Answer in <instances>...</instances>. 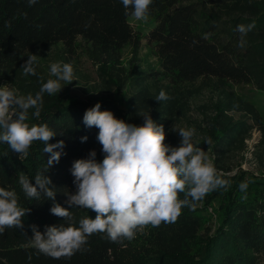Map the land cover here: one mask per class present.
<instances>
[{
    "label": "trees",
    "instance_id": "trees-1",
    "mask_svg": "<svg viewBox=\"0 0 264 264\" xmlns=\"http://www.w3.org/2000/svg\"><path fill=\"white\" fill-rule=\"evenodd\" d=\"M203 1L152 0L149 19L153 27L140 36L129 24L131 9L126 15L121 0H37L31 6L28 0H0V72L21 68L26 53L46 51L57 44H62L66 53H74L77 38L88 43L104 62L119 59L125 47L137 49L145 39L158 69L134 75L137 84L165 80L180 85L207 77L264 91V0H211L215 11H207ZM252 22L255 28L244 37L246 43L241 48L237 26ZM53 96L43 104L40 118L29 114L27 122L52 128L57 135L49 143L65 142L59 163L44 173L57 192L55 201L43 194L39 200L27 198L18 180L23 173L35 185L36 174L43 171L49 158L43 151L44 142L34 141L23 161L8 144L0 142V187L15 191L19 206L30 209L22 218V229L6 228L0 234V264H260V255L264 254V176L243 172L228 175L221 166H216L217 174L229 181V187L210 191L195 202L194 208L184 207L175 222L144 228L164 245L153 247V254L134 252L127 257L125 249L131 241L113 243L105 233L89 236L70 258L53 259L32 247L33 225L41 233L48 226H69L68 220L53 215L50 209L54 203L69 207L65 193L76 192L73 163L89 158L90 151L102 147L97 140L99 129L88 128L83 122L85 112L100 103L101 111H111L129 124H143L133 122L131 104L125 105L124 112L112 101L89 104ZM250 115L260 122L259 115ZM217 119L206 134V144L217 156H224L236 143L241 145L250 126ZM157 125L167 127L165 120ZM85 136L87 141L81 142ZM103 158L96 156L97 162ZM242 181H248L243 192L239 188ZM179 196L183 199L184 193ZM70 211L77 227L80 219L96 216L84 208ZM214 215L216 225L209 233L205 224ZM200 230H205L204 234H199Z\"/></svg>",
    "mask_w": 264,
    "mask_h": 264
},
{
    "label": "clouds",
    "instance_id": "clouds-1",
    "mask_svg": "<svg viewBox=\"0 0 264 264\" xmlns=\"http://www.w3.org/2000/svg\"><path fill=\"white\" fill-rule=\"evenodd\" d=\"M28 2L31 6L37 0ZM121 3L126 15L131 9L130 15L135 20H148L152 0H121ZM253 28L255 22L237 26L241 34L239 47L245 46L244 37ZM36 63L37 55H30L22 66L26 76L37 74ZM50 75L56 79L43 83L35 96L19 95L7 85L0 87V142L8 144L22 161L34 141L44 142L43 151L49 158L43 171L36 174L35 185L23 173L18 180L27 198L39 200L43 194L55 201L57 192L51 178L44 173L59 163L65 142L49 143L57 135L52 128L27 122L29 109H34L33 115L40 118L45 93H59L61 81L67 84L73 81L74 69L71 64L53 63ZM167 99L163 90L156 97L158 101ZM83 122L88 128L99 129L97 140L102 145L104 158L97 162V153L92 150L89 158L73 163L71 174L75 178L76 192L65 193L69 207L54 203L50 209L53 215L68 220L69 226H48L45 233L32 226L31 246L46 256L70 258L95 233H105L106 239L123 245L124 240H133L138 230L175 222L184 207L194 208L195 202L210 191L229 187V181L217 174L209 155L193 145L194 129L174 128L182 141L179 147H172L165 143L163 125H157L151 115H144V123L137 126L116 118L111 111H101L100 103L85 112ZM87 139V136L82 137L81 142ZM58 148L61 151H56ZM247 186L248 181H242L239 188L243 192ZM180 193H184L183 199ZM70 208L88 209L96 216L80 219L77 227ZM29 211L19 206L15 191L0 187V234L6 228L22 229V218Z\"/></svg>",
    "mask_w": 264,
    "mask_h": 264
},
{
    "label": "rangeland",
    "instance_id": "rangeland-1",
    "mask_svg": "<svg viewBox=\"0 0 264 264\" xmlns=\"http://www.w3.org/2000/svg\"><path fill=\"white\" fill-rule=\"evenodd\" d=\"M202 4L207 11L216 10L211 0H204ZM128 20L132 29L140 36H145L153 27L149 18L147 21H137L130 16ZM32 54L37 55V74L26 76L22 67L4 70L0 72V87L7 85L16 89L19 95L35 96L43 83L48 79H56L50 75L51 64H71L74 69L73 81L70 84L61 81L62 89L55 93L61 100L77 99L89 104L107 100L118 105L124 112L127 104H131L130 114L136 124L144 123V115H151L156 124L166 121V144L172 147L181 145L182 137L174 128L194 129L193 145L202 148L209 155L215 169L216 166H221L228 175L243 172L249 176H264V91L251 85L221 83L215 78L207 77L180 85H171L165 80L137 84L132 79L134 75L149 68L158 69L157 59L145 39L141 40L137 49L125 47L119 59H109L106 62L100 60L91 46L81 38H77L75 52L71 54L65 52L62 44H57L46 51L26 53L25 62ZM161 90L169 99L156 100ZM53 95L45 93L43 104ZM34 111L29 109V114ZM219 112L221 118L218 117ZM251 112L261 117L258 116L260 122L253 119ZM215 119L222 123L242 121L250 126L241 145L236 143L234 149L224 156H217L206 144V134L215 124ZM95 151L97 156H104L102 147ZM207 212L211 213V208ZM215 221L214 215L206 222L205 228L209 229V233H212ZM205 230L198 233L204 234ZM159 242L160 239H154L150 230L143 229L131 240L132 245L130 243L125 249L126 255L131 256L134 252L153 254V247L164 246ZM259 261L264 264V254L260 255Z\"/></svg>",
    "mask_w": 264,
    "mask_h": 264
}]
</instances>
